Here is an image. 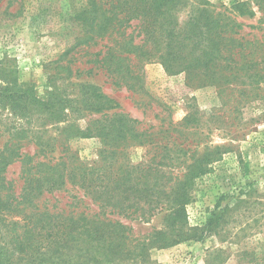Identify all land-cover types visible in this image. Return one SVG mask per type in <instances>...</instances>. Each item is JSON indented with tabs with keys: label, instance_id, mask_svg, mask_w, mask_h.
Here are the masks:
<instances>
[{
	"label": "trees",
	"instance_id": "1",
	"mask_svg": "<svg viewBox=\"0 0 264 264\" xmlns=\"http://www.w3.org/2000/svg\"><path fill=\"white\" fill-rule=\"evenodd\" d=\"M180 2L185 0L81 1L72 15L77 41L59 55L56 69L68 79L100 68L115 84L134 89V84L140 86L143 64L159 62L169 74L185 72L196 86L223 90L231 83L244 85L239 89L244 92L239 104L251 98L264 100V38H245L241 34L244 26H260L238 19L254 16L250 4L235 1L216 10L201 0L192 7L188 19L178 20L176 7ZM254 5L261 12L258 23H264V0H254ZM102 40L101 48L92 52L96 66L72 65L70 55L75 49L85 45L87 53ZM74 85L78 88L77 101L62 95L44 101L31 90L0 86V103L11 106L16 114L17 109L26 113L24 117L47 110L50 119L63 123L69 107L74 112L97 114H89L83 129L74 122L58 126L59 138H43L33 154L20 152L19 137H28L25 128L8 136L0 149V241H5L0 243V264H121L136 256L145 257L146 251L132 228L110 215L149 220L164 212L171 232L180 237L163 242V246L198 238L195 232L183 234L182 220L192 197L191 181L209 171L216 158L214 152H206L186 166L168 191L161 182L162 175L157 176L160 167L150 165L155 155L142 167L125 162L122 156L129 144L166 148L175 141L170 132L177 126L168 122L164 129L147 133V128L138 127V120L119 111L118 103L100 86L89 81ZM188 117L187 123L198 121ZM73 136L98 138L102 144L99 159L83 160L69 145ZM55 150L59 152L56 159H45L46 152ZM159 153L160 165L163 155ZM16 160L20 162L18 191L5 177L7 167ZM68 188L81 192L96 209L83 205L53 210L42 202L45 195ZM211 226L209 223L207 228Z\"/></svg>",
	"mask_w": 264,
	"mask_h": 264
},
{
	"label": "rangeland",
	"instance_id": "2",
	"mask_svg": "<svg viewBox=\"0 0 264 264\" xmlns=\"http://www.w3.org/2000/svg\"><path fill=\"white\" fill-rule=\"evenodd\" d=\"M81 1L0 0V86L31 90L44 101L54 95L77 101L78 88L74 84L89 81L113 98L119 111L138 120V127L147 128V133L164 129L172 122L177 126L170 132L175 141H170L166 148L129 144L122 156L125 162L142 167L155 155L150 165L160 167L157 176L162 175L161 182L168 191L197 157L206 152L216 155L209 171L191 181L192 197L185 206L183 234L190 236L195 232L198 238L163 246V242L176 241L180 237L176 231L171 232L164 212L149 220L110 215L111 219L129 225L146 251L145 257L136 256L135 260L126 259L121 264H264V100L251 98L239 104L244 99V92L240 91L244 85L231 83L223 90L210 85L196 86L188 81L185 72L169 74L159 62L143 64L140 86L134 84V89L115 84L113 77L100 68L64 79L56 69L60 64L57 59L77 41L78 29L72 23V15ZM206 1L216 10H223L235 1L248 2L254 16L238 19L260 27L244 26L241 34L249 40L264 38V23H258L261 12L254 0ZM200 2H180L176 7L178 20L188 19L192 7ZM104 43L105 40L99 41L87 53L85 45L75 49L70 55L72 65L96 66L98 63L94 62L92 52ZM13 110L0 103V149L10 134L25 128L28 137L18 136L23 154H33L43 138H59L56 128L66 122L78 123L83 129L91 114L74 112L69 107L65 110L69 111V116L62 123L50 119L47 110L33 111L27 117L19 109L17 114ZM187 117L189 120L196 117L198 121L187 123ZM69 145L86 162L98 160L102 148L96 137L73 136ZM159 152L163 155V165L158 164ZM46 154L45 159L54 160L59 152ZM19 173V160L12 162L5 171L6 179L12 181L16 191L21 185ZM42 202L53 210H72L83 205L96 209L89 198L73 188L47 194Z\"/></svg>",
	"mask_w": 264,
	"mask_h": 264
}]
</instances>
